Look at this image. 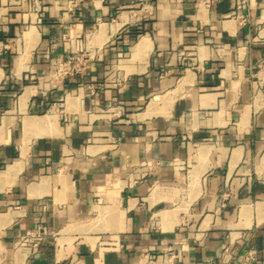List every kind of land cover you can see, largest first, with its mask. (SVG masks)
Segmentation results:
<instances>
[{
  "label": "crops",
  "instance_id": "crops-1",
  "mask_svg": "<svg viewBox=\"0 0 264 264\" xmlns=\"http://www.w3.org/2000/svg\"><path fill=\"white\" fill-rule=\"evenodd\" d=\"M166 254L264 264V0H0V264Z\"/></svg>",
  "mask_w": 264,
  "mask_h": 264
},
{
  "label": "built area",
  "instance_id": "built-area-1",
  "mask_svg": "<svg viewBox=\"0 0 264 264\" xmlns=\"http://www.w3.org/2000/svg\"><path fill=\"white\" fill-rule=\"evenodd\" d=\"M71 62V59L68 60V62L66 63H61L59 64L58 68L56 69V73L58 74H62V73H67L69 71H71L72 69H78L76 67L77 63H78V60H76L73 64H70ZM95 90V88L91 87L90 88V91L93 93ZM46 233V230L43 228V227H38L36 229L35 232L32 233V235L35 237V240L33 242V245L34 247H38L40 241L42 240L43 238V235ZM170 256L172 255V253H168ZM167 254L165 256H163L162 260L160 262H158L157 264H160V263H164L166 261H168L169 257Z\"/></svg>",
  "mask_w": 264,
  "mask_h": 264
}]
</instances>
